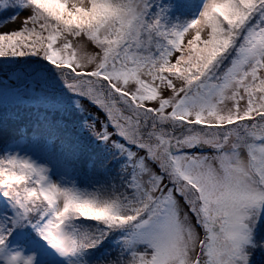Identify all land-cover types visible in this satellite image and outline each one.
I'll list each match as a JSON object with an SVG mask.
<instances>
[{
  "label": "snow or ice",
  "instance_id": "1",
  "mask_svg": "<svg viewBox=\"0 0 264 264\" xmlns=\"http://www.w3.org/2000/svg\"><path fill=\"white\" fill-rule=\"evenodd\" d=\"M0 15V264H264V0Z\"/></svg>",
  "mask_w": 264,
  "mask_h": 264
},
{
  "label": "trees",
  "instance_id": "2",
  "mask_svg": "<svg viewBox=\"0 0 264 264\" xmlns=\"http://www.w3.org/2000/svg\"><path fill=\"white\" fill-rule=\"evenodd\" d=\"M21 12H19V15ZM3 19L4 16L0 15V20ZM6 64L7 66L10 67L12 66L11 62L3 63L2 66L4 67ZM2 77H3V73H0V78ZM5 82L7 83V80H5ZM90 107L91 104L88 103L86 105V108L89 110ZM27 115L28 113L26 107L23 104L19 108L11 104L7 105L4 108H0V144H2L9 136L13 134L15 129L23 122L24 118Z\"/></svg>",
  "mask_w": 264,
  "mask_h": 264
},
{
  "label": "rangeland",
  "instance_id": "3",
  "mask_svg": "<svg viewBox=\"0 0 264 264\" xmlns=\"http://www.w3.org/2000/svg\"><path fill=\"white\" fill-rule=\"evenodd\" d=\"M26 15H27V13L22 11L20 13V15L18 16V19H17L16 23L13 24V25H11V27L12 28L19 27L20 22L25 18ZM0 30L7 31L9 29L8 28H4V29H0ZM187 38H189V37H186V39ZM85 51L88 52V53H93L94 52V48L91 45H87L86 48H85ZM6 62L10 63L9 61H4L3 63H6ZM15 67H16V65L14 63H12V66L11 67L10 66H7V64H6L3 68H5V70H7V69H10V68H15ZM5 80H7V79L5 78ZM88 103H90V102H87V101L84 102L85 108H86V105ZM90 104H91L90 109L88 110L86 108L88 110V112H90L94 116H97L100 120H104L105 119V114H104L103 110L99 109L96 105H94L92 103H90ZM21 147H23V145H21Z\"/></svg>",
  "mask_w": 264,
  "mask_h": 264
}]
</instances>
